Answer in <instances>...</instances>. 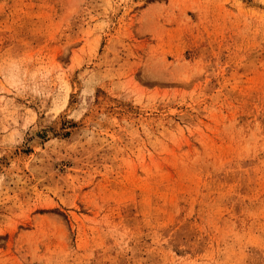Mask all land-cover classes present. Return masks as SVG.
Returning a JSON list of instances; mask_svg holds the SVG:
<instances>
[{"label":"rangeland","instance_id":"1","mask_svg":"<svg viewBox=\"0 0 264 264\" xmlns=\"http://www.w3.org/2000/svg\"><path fill=\"white\" fill-rule=\"evenodd\" d=\"M0 264H264V0H0Z\"/></svg>","mask_w":264,"mask_h":264}]
</instances>
